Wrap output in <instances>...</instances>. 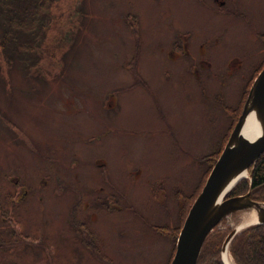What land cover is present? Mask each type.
Masks as SVG:
<instances>
[{
    "label": "rangeland",
    "instance_id": "1",
    "mask_svg": "<svg viewBox=\"0 0 264 264\" xmlns=\"http://www.w3.org/2000/svg\"><path fill=\"white\" fill-rule=\"evenodd\" d=\"M51 13L37 78L16 66L0 82V264H170L187 198L264 68V0Z\"/></svg>",
    "mask_w": 264,
    "mask_h": 264
},
{
    "label": "water",
    "instance_id": "2",
    "mask_svg": "<svg viewBox=\"0 0 264 264\" xmlns=\"http://www.w3.org/2000/svg\"><path fill=\"white\" fill-rule=\"evenodd\" d=\"M258 103L259 133L255 137L243 134L252 102ZM264 153V68L255 78L242 112L206 181L191 205L179 231L175 252L170 264H197L199 254L208 235L224 219L234 213L245 212V226L234 228L221 247V258L229 254V245L242 230L256 225L264 226V202L251 199L250 189L244 195L229 194L243 179L249 168Z\"/></svg>",
    "mask_w": 264,
    "mask_h": 264
},
{
    "label": "trees",
    "instance_id": "3",
    "mask_svg": "<svg viewBox=\"0 0 264 264\" xmlns=\"http://www.w3.org/2000/svg\"><path fill=\"white\" fill-rule=\"evenodd\" d=\"M59 1L0 0V82L3 83L4 77L16 66L26 77L37 78L34 70L48 53L45 44L48 31L52 29V7ZM216 160L217 157L211 159V168ZM249 173L250 181L241 180L229 196L244 195L249 187L251 199L264 202V153ZM202 187L187 198L188 205L193 204ZM225 237L215 228L206 238L197 264H223L220 251ZM229 255L234 264H264V226H250L238 233L229 245Z\"/></svg>",
    "mask_w": 264,
    "mask_h": 264
},
{
    "label": "bare ground",
    "instance_id": "4",
    "mask_svg": "<svg viewBox=\"0 0 264 264\" xmlns=\"http://www.w3.org/2000/svg\"><path fill=\"white\" fill-rule=\"evenodd\" d=\"M257 108L258 103L256 101H253L247 124L243 129V134L245 136L255 137L259 133L260 117L258 116ZM224 261L226 264H232L228 258V255L226 254L224 255Z\"/></svg>",
    "mask_w": 264,
    "mask_h": 264
},
{
    "label": "flooded vegetation",
    "instance_id": "5",
    "mask_svg": "<svg viewBox=\"0 0 264 264\" xmlns=\"http://www.w3.org/2000/svg\"><path fill=\"white\" fill-rule=\"evenodd\" d=\"M215 1H218V0H214V2H215ZM220 4H222V3H220ZM240 114H241V113H240ZM239 116H240V115H239ZM238 118H239V117H238ZM72 228H73V227H72ZM73 229H74V228H73ZM72 231H73V230H72ZM73 232H75V229H74V231H73Z\"/></svg>",
    "mask_w": 264,
    "mask_h": 264
}]
</instances>
